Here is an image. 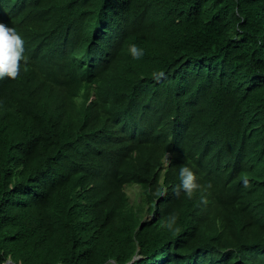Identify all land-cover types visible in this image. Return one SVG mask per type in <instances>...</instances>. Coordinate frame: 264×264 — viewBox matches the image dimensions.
Segmentation results:
<instances>
[{
  "label": "trees",
  "instance_id": "obj_1",
  "mask_svg": "<svg viewBox=\"0 0 264 264\" xmlns=\"http://www.w3.org/2000/svg\"><path fill=\"white\" fill-rule=\"evenodd\" d=\"M0 22L24 40L0 264H264V0H0Z\"/></svg>",
  "mask_w": 264,
  "mask_h": 264
},
{
  "label": "clouds",
  "instance_id": "obj_2",
  "mask_svg": "<svg viewBox=\"0 0 264 264\" xmlns=\"http://www.w3.org/2000/svg\"><path fill=\"white\" fill-rule=\"evenodd\" d=\"M129 50L133 56H140L142 49L136 44L129 45ZM24 51L23 37L13 28L0 22V78L4 76L15 78L20 70V61ZM180 187H182L188 196L193 194V190L199 185L195 180V173L187 165H182L179 169ZM248 183L247 178L243 181ZM164 189H161L158 194H163ZM176 217L172 216L166 223V227L171 228Z\"/></svg>",
  "mask_w": 264,
  "mask_h": 264
},
{
  "label": "rangeland",
  "instance_id": "obj_3",
  "mask_svg": "<svg viewBox=\"0 0 264 264\" xmlns=\"http://www.w3.org/2000/svg\"><path fill=\"white\" fill-rule=\"evenodd\" d=\"M126 191L129 195L130 200L134 201V199L137 197L136 193L138 191V188L136 186H127Z\"/></svg>",
  "mask_w": 264,
  "mask_h": 264
},
{
  "label": "water",
  "instance_id": "obj_4",
  "mask_svg": "<svg viewBox=\"0 0 264 264\" xmlns=\"http://www.w3.org/2000/svg\"><path fill=\"white\" fill-rule=\"evenodd\" d=\"M135 258H137V255H135L132 259H131V261L133 260V259H135ZM131 261H129L127 264H129ZM61 264V263H60Z\"/></svg>",
  "mask_w": 264,
  "mask_h": 264
}]
</instances>
